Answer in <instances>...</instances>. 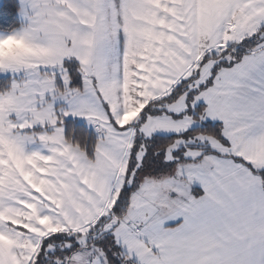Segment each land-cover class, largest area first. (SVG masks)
<instances>
[{
    "label": "snow or ice",
    "instance_id": "1",
    "mask_svg": "<svg viewBox=\"0 0 264 264\" xmlns=\"http://www.w3.org/2000/svg\"><path fill=\"white\" fill-rule=\"evenodd\" d=\"M0 264H264V0H0Z\"/></svg>",
    "mask_w": 264,
    "mask_h": 264
}]
</instances>
